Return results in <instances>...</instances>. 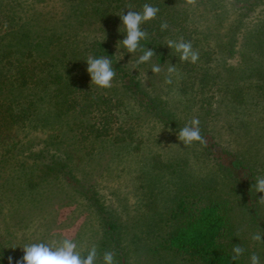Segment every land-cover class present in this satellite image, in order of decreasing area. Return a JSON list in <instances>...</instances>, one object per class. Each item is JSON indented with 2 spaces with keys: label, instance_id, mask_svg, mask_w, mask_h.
I'll use <instances>...</instances> for the list:
<instances>
[{
  "label": "rangeland",
  "instance_id": "rangeland-1",
  "mask_svg": "<svg viewBox=\"0 0 264 264\" xmlns=\"http://www.w3.org/2000/svg\"><path fill=\"white\" fill-rule=\"evenodd\" d=\"M175 2L192 15L193 27L205 38L202 47L211 52L199 62L210 71L212 83L204 87L198 74L183 75L177 67L160 65L154 55L139 63V57L150 49L138 46L129 52L123 46L127 33L120 17L127 13L125 8H109L105 18L87 3L71 0H0V63L19 30L54 34L43 52L54 56L51 60L60 57L71 62L87 87L101 96L116 93L124 105L120 111L131 118L134 134L141 136L137 144L91 137L87 129L76 127L72 115L49 106L44 97L50 87L41 83L34 95L41 97L38 109L28 118L34 120L0 133V159H8L0 161V264H8L9 255L21 257L25 244L54 245L65 236L77 243L82 255L95 244L97 264H102L105 250L115 252L118 264H199L159 248L166 227L163 221L156 233L148 227L145 203L151 197L146 187L150 179L162 218L174 196L187 192H197L207 201L227 202L233 243L247 249L241 264H249L252 252L260 253L264 261V244L250 238L255 232L264 235V203H260L264 193L253 187L255 177L264 175V121L260 117L264 111V46L252 44L254 37L262 36L258 33L264 27V0ZM94 40L108 42L117 60L139 77L143 88L168 103L174 126L137 106L117 79L113 78L110 88L92 83L87 58ZM227 41H231L228 51L221 53ZM14 55L13 62L18 60ZM153 66L160 71L153 72ZM169 68L175 70L169 72ZM18 96L33 95L28 91ZM234 96L244 101L230 108ZM249 110L256 112L246 122L251 126L241 120L242 111ZM193 118L199 119L200 130L213 135L224 148L259 161L254 164L256 174L247 176L236 167L227 175L203 145L180 141V129ZM40 149L45 151L37 157ZM250 210L255 211V223ZM104 220L116 224L114 239L104 237Z\"/></svg>",
  "mask_w": 264,
  "mask_h": 264
},
{
  "label": "trees",
  "instance_id": "trees-1",
  "mask_svg": "<svg viewBox=\"0 0 264 264\" xmlns=\"http://www.w3.org/2000/svg\"><path fill=\"white\" fill-rule=\"evenodd\" d=\"M71 1L87 3L86 6L90 7L91 11L105 18L107 17L105 11L113 7L125 8L126 12L129 10L142 12L145 3L157 7L159 11L155 19L146 21L140 26L142 31L147 32L146 38L139 41L140 49L144 50L148 46L160 65L177 67L178 72L183 75L198 74L200 86L204 87L206 84L212 83L209 79L210 71L199 63L205 61L211 54L202 47V41L205 38H201L200 32L193 27L192 15L178 7L175 0ZM99 5H102L101 8ZM129 5L132 7L129 8ZM164 22L168 25L166 29L161 28V24ZM41 33L19 30L12 43L9 44L10 46L6 47L2 53L3 61L0 63L1 135L13 126H26L28 122L34 120V117L29 119L30 121L28 118L38 109L37 101L41 99V97L36 99L34 95H36L40 84L46 83L50 87V91L48 96L44 97L45 101L54 111L65 115L70 114L76 118V127L87 129V134L93 138H109L125 144H137L141 136L134 134L131 118L120 111L119 108H123L124 105L116 93L108 94L107 97L101 96L99 91L94 92L87 87V82L82 80L84 77L73 71L71 62L62 60L60 57L51 60L54 56H49L43 52V49L49 45L50 37L54 34ZM258 34L262 36L254 37L252 44L255 43L256 47L262 48L264 46V27ZM181 40L191 41L193 48L199 52V59L195 64L182 61L180 53L176 51L177 55L175 56V48L168 46L169 41L178 43ZM230 42L222 43L221 53L224 50L225 53L228 51L227 45H230ZM115 52L116 50L108 42L100 40L90 42V56L110 59L111 66L115 71L114 78L119 82L120 88L136 101L137 106L153 113L162 122L174 126L172 112L168 110L172 108L168 106L167 102H162L160 98L151 96L149 91L143 88L139 77L117 60ZM14 53V57L16 56L18 60L13 62ZM28 91L33 95L32 97L25 96ZM16 92L18 94L23 92L25 97L19 98ZM259 98L261 99L262 96ZM252 100L253 97L249 99V101ZM243 101L241 96H234L230 99V108L237 107L236 103ZM255 114V111H242L241 120L245 122V125L251 126L246 122L252 121L250 118ZM262 114L263 116L260 117L264 121V111ZM200 133L205 143L196 142L203 145V148L216 161L217 166L223 169L227 175H232L233 168L236 167L244 170V174L247 176L253 177L256 174L254 164L259 161L253 160L247 155H237L224 148L214 141L213 135L203 129L200 130ZM44 151V149H40L35 155L39 157ZM3 160L8 159H0V161ZM151 182L150 179L146 186L151 197L145 203V214L150 218L148 227H151L152 233L161 229L162 221L165 223L166 230L159 240V248L185 255L199 264H241L242 257L237 262L230 260L231 249L233 245H236V241L233 243L234 229L227 202L217 199L207 201L205 196L203 197L197 192H187L174 196L171 206L167 209L166 217L162 218L158 210L157 193ZM149 189H153V192H150ZM249 213L251 221L255 223V211L250 210ZM104 226L107 233L104 237L114 239L116 224L113 221L104 220Z\"/></svg>",
  "mask_w": 264,
  "mask_h": 264
},
{
  "label": "clouds",
  "instance_id": "clouds-1",
  "mask_svg": "<svg viewBox=\"0 0 264 264\" xmlns=\"http://www.w3.org/2000/svg\"><path fill=\"white\" fill-rule=\"evenodd\" d=\"M189 4H194L195 0H188ZM132 6L129 5V8ZM159 9L148 3L143 5L142 12L129 10L126 14L121 15V20L126 29V37L123 39V46L129 52H135L138 48L139 41L146 38L147 32L141 30V24L155 19ZM168 27L167 23L161 24L162 29ZM169 47H174L180 53V59L189 63L195 64L199 59V52L193 48L191 41L181 40L178 43L173 41L168 42ZM153 55L151 50H148L144 55L139 57V63H144ZM87 72L91 77L92 83L101 88H110L112 80L115 76V71L111 66L110 59L106 57L87 58ZM174 68H169V72L174 71ZM153 72H159L158 66H153ZM171 83V81H166ZM178 139L185 144H191L194 141L205 143L200 133L199 119L193 118L178 133ZM254 189L258 193H264V175L255 177ZM260 203H264V196L260 197ZM251 240L259 244H264V235L260 232L251 234ZM16 246H13L15 250ZM247 249L240 244L233 245L231 249L230 260L237 262L243 257ZM23 255L14 259L13 256L7 257L8 264H97L98 249L93 244L87 249V254L82 255L77 250V243L70 237L65 236L57 244L49 245L43 242L25 244L22 246ZM100 255V254H99ZM0 259H3L0 256ZM249 264H264L261 255L258 252H252L248 257ZM102 264H118L114 251L105 250L102 253Z\"/></svg>",
  "mask_w": 264,
  "mask_h": 264
}]
</instances>
